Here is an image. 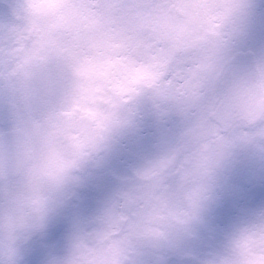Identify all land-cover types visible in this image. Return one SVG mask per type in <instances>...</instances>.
<instances>
[{"label": "clouds", "instance_id": "9594fccd", "mask_svg": "<svg viewBox=\"0 0 264 264\" xmlns=\"http://www.w3.org/2000/svg\"><path fill=\"white\" fill-rule=\"evenodd\" d=\"M0 264H264V0H0Z\"/></svg>", "mask_w": 264, "mask_h": 264}]
</instances>
